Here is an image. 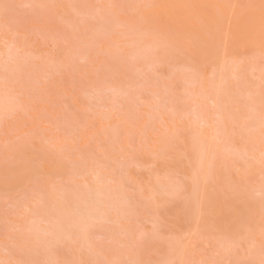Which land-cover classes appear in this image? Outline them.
Returning <instances> with one entry per match:
<instances>
[{
	"label": "rangeland",
	"instance_id": "rangeland-1",
	"mask_svg": "<svg viewBox=\"0 0 264 264\" xmlns=\"http://www.w3.org/2000/svg\"><path fill=\"white\" fill-rule=\"evenodd\" d=\"M213 1L200 40L155 0H0V261L264 264V38L228 37L262 2Z\"/></svg>",
	"mask_w": 264,
	"mask_h": 264
},
{
	"label": "bare ground",
	"instance_id": "bare-ground-1",
	"mask_svg": "<svg viewBox=\"0 0 264 264\" xmlns=\"http://www.w3.org/2000/svg\"><path fill=\"white\" fill-rule=\"evenodd\" d=\"M155 1H156V5L152 9H148L145 12L146 15L153 18L154 17L160 18L167 25L178 27L180 31H182L183 33L194 31L197 33L196 37H201L200 40H202L204 36L202 31L201 32L198 31L199 25H201L205 30H210L213 32V34H217L220 28L218 24V15L220 14L221 16H226L230 12L228 5L225 2H221V1H217V2L213 0H155ZM261 2L262 5H264V0H261ZM262 5L259 9H253L250 12L251 13L250 16L240 13L239 11H235L234 19L232 20L228 30V37L231 40V42L235 44L241 42L250 43V41H252L251 44L253 45L256 39L264 38V7H262ZM204 9L206 11H204ZM197 19L201 21L198 23ZM183 33H180V35H182ZM248 36L251 37L250 40ZM207 43L209 42L207 41ZM213 45L214 44L209 43L207 46L209 47ZM194 169H195V165H194ZM217 210L219 209L217 208ZM210 214L212 216V213Z\"/></svg>",
	"mask_w": 264,
	"mask_h": 264
},
{
	"label": "snow or ice",
	"instance_id": "snow-or-ice-1",
	"mask_svg": "<svg viewBox=\"0 0 264 264\" xmlns=\"http://www.w3.org/2000/svg\"><path fill=\"white\" fill-rule=\"evenodd\" d=\"M3 7H4L5 9H7V8H8V5H7V4H4ZM262 7H264V5H262ZM0 264H4V262L0 261Z\"/></svg>",
	"mask_w": 264,
	"mask_h": 264
}]
</instances>
